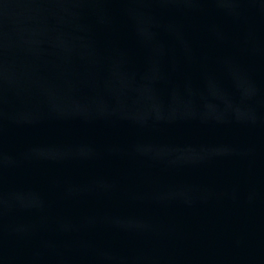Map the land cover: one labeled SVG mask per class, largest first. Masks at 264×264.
<instances>
[{
    "label": "water",
    "instance_id": "95a60500",
    "mask_svg": "<svg viewBox=\"0 0 264 264\" xmlns=\"http://www.w3.org/2000/svg\"><path fill=\"white\" fill-rule=\"evenodd\" d=\"M0 264H264V0H0Z\"/></svg>",
    "mask_w": 264,
    "mask_h": 264
}]
</instances>
